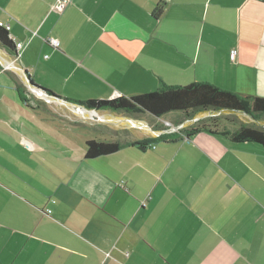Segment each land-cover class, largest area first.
Instances as JSON below:
<instances>
[{"label": "crops", "instance_id": "crops-1", "mask_svg": "<svg viewBox=\"0 0 264 264\" xmlns=\"http://www.w3.org/2000/svg\"><path fill=\"white\" fill-rule=\"evenodd\" d=\"M59 1L0 0V264H264L261 145L85 106L193 83L264 98V0ZM90 141L120 149L87 160Z\"/></svg>", "mask_w": 264, "mask_h": 264}, {"label": "trees", "instance_id": "trees-1", "mask_svg": "<svg viewBox=\"0 0 264 264\" xmlns=\"http://www.w3.org/2000/svg\"><path fill=\"white\" fill-rule=\"evenodd\" d=\"M0 43L8 49H13V43L8 38V32L0 27ZM85 106L89 110L124 113H144L155 118H162L165 115L180 112L188 117L201 112H244L256 121L264 117V98L242 96L233 92L222 90L209 83H193L183 87H166L156 92L147 93L135 97H120L113 100H92ZM214 121V120H213ZM213 122L199 124L184 130V136L191 138L197 133L208 131L216 135L229 136L234 143H256L264 148V129L255 126L241 125L233 133L222 132L215 129ZM177 134L164 138L170 141H177ZM163 140V141H164ZM150 142H136L132 146L146 150ZM117 143H103L90 141L87 143L86 159L92 160L119 151Z\"/></svg>", "mask_w": 264, "mask_h": 264}, {"label": "rangeland", "instance_id": "rangeland-1", "mask_svg": "<svg viewBox=\"0 0 264 264\" xmlns=\"http://www.w3.org/2000/svg\"><path fill=\"white\" fill-rule=\"evenodd\" d=\"M88 109V108H87ZM93 111V110H90ZM95 113H103V111H95ZM174 113H180V112H174ZM132 115H142L144 117L149 116L148 114L144 113H137ZM180 117H178L175 120H171L170 116L165 115L164 117L160 118L161 124L158 125L154 121L150 123V125H158L159 127H156L155 131L158 129L161 130H169L172 129V127L178 126L180 122L186 121V120H197L194 122L192 126H197L199 124H208V123H215L217 130H220L222 132H234L237 130L242 124L248 125V126H255L258 128L264 129V117H260L258 121L254 122L252 121L247 114L242 113H227V111H219V112H201L197 114H192L190 117L180 113ZM150 117V116H149ZM214 120V121H213ZM261 122V123H260ZM257 123H260V125H257ZM178 124V125H177ZM143 125V124H142ZM145 125V124H144ZM263 125V126H261ZM146 126V125H145ZM161 126V127H160ZM147 127V126H146ZM148 128V127H147Z\"/></svg>", "mask_w": 264, "mask_h": 264}, {"label": "built area", "instance_id": "built-area-1", "mask_svg": "<svg viewBox=\"0 0 264 264\" xmlns=\"http://www.w3.org/2000/svg\"><path fill=\"white\" fill-rule=\"evenodd\" d=\"M69 3V0H60L59 1V3H58V5L55 7L59 12H62L64 9H65V7L67 6V4ZM0 27L1 28H4L7 32H9L10 31V26L9 25H6V24H4V23H0ZM51 42V45L54 47V48H59V46H60V43H59V41L58 40H56V39H53V40H51L50 41ZM16 47H17V49H20L21 47H22V44L21 43H19V44H17L16 45ZM174 130H180L179 129V127L178 128H173ZM182 129H184V128H181V130ZM173 130V131H174Z\"/></svg>", "mask_w": 264, "mask_h": 264}, {"label": "water", "instance_id": "water-1", "mask_svg": "<svg viewBox=\"0 0 264 264\" xmlns=\"http://www.w3.org/2000/svg\"><path fill=\"white\" fill-rule=\"evenodd\" d=\"M26 81H27V83H28V85H29V87L31 88V89H33V90H36V91H39V92H41L42 94H45L49 99H51V100H54V99H57L58 100V98L57 97H55V96H51V95H49L47 92H45L44 90H42L41 88H39L38 86H36L35 84H33V83H31V81H30V79L26 76ZM60 100V99H59ZM76 106V105H75ZM77 107H79V106H77ZM85 111H88V110H85ZM227 113H242V114H245L244 112H230V111H227ZM247 116H249V118L250 119H252L254 122H256V120L255 119H253L250 115H247ZM184 125L185 124H183V125H181L180 127H179V129H181V128H184ZM257 125H260V123H257ZM261 126H263V125H261ZM264 127V126H263Z\"/></svg>", "mask_w": 264, "mask_h": 264}, {"label": "bare ground", "instance_id": "bare-ground-1", "mask_svg": "<svg viewBox=\"0 0 264 264\" xmlns=\"http://www.w3.org/2000/svg\"><path fill=\"white\" fill-rule=\"evenodd\" d=\"M142 125V124H141ZM144 126V125H143ZM145 127V126H144ZM146 128V127H145Z\"/></svg>", "mask_w": 264, "mask_h": 264}]
</instances>
